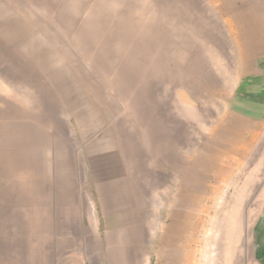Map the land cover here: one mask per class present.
Returning a JSON list of instances; mask_svg holds the SVG:
<instances>
[{
    "label": "rangeland",
    "instance_id": "rangeland-1",
    "mask_svg": "<svg viewBox=\"0 0 264 264\" xmlns=\"http://www.w3.org/2000/svg\"><path fill=\"white\" fill-rule=\"evenodd\" d=\"M2 115L1 158L76 159L158 264H254L264 0H0Z\"/></svg>",
    "mask_w": 264,
    "mask_h": 264
},
{
    "label": "crops",
    "instance_id": "crops-1",
    "mask_svg": "<svg viewBox=\"0 0 264 264\" xmlns=\"http://www.w3.org/2000/svg\"><path fill=\"white\" fill-rule=\"evenodd\" d=\"M6 129L15 144L13 125L0 126V149L8 144ZM13 162L0 155V264H158L178 249L169 246L163 255L147 223L126 226L110 220L116 209L109 211L102 187L96 193L100 210L92 204L91 192L78 197L76 159L62 164L27 154ZM252 239L254 264H264V210Z\"/></svg>",
    "mask_w": 264,
    "mask_h": 264
},
{
    "label": "bare ground",
    "instance_id": "bare-ground-1",
    "mask_svg": "<svg viewBox=\"0 0 264 264\" xmlns=\"http://www.w3.org/2000/svg\"><path fill=\"white\" fill-rule=\"evenodd\" d=\"M53 112V111H52ZM124 144V143H123ZM135 150V149H134ZM109 151V150H108ZM135 157V156H134ZM217 195V194H216ZM218 196V195H217ZM226 225L225 226H227L229 223H228V221L226 222V218H225V222H224ZM208 234V233H207ZM211 233H209V235H210ZM200 252V251H199ZM198 252V253H199ZM214 252V251H213ZM210 253H212V250H211V252ZM211 255V254H210ZM211 258V257H210Z\"/></svg>",
    "mask_w": 264,
    "mask_h": 264
}]
</instances>
